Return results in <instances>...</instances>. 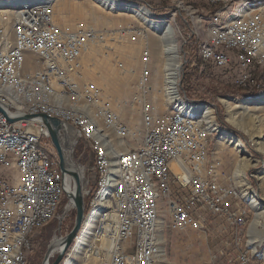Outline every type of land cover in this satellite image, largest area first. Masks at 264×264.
Masks as SVG:
<instances>
[{"label": "built area", "instance_id": "obj_1", "mask_svg": "<svg viewBox=\"0 0 264 264\" xmlns=\"http://www.w3.org/2000/svg\"><path fill=\"white\" fill-rule=\"evenodd\" d=\"M164 3L166 7L162 13L173 14L167 7V2ZM190 3L200 8L203 18H217V12L223 6V0ZM244 24L249 27V35L237 34L235 30L220 32L222 38L230 39V46L218 45L215 52L218 55L215 76L219 80L231 78V83L239 84V91L252 94L259 88H264V68L255 66V57L260 51H247L246 43H259L260 47L264 46V12L250 16V22ZM182 29L187 36L184 49L186 67L193 62V48L196 44L191 42L190 31L186 27ZM114 33L129 42L145 41L149 35L145 34V29L135 25L122 27L119 32L112 33L87 22H79L75 29L65 30L53 21V10L50 13L29 15H0V79L4 63L9 57V46L17 45L21 47V67L18 72L28 78L29 83L30 76H38L42 80L50 81L53 86L78 92L79 99L93 100L107 117V123L115 125L118 131L126 125L121 116L104 100L100 90L90 83H84L80 78L83 56L91 47L97 46ZM237 47H244L245 57H238ZM145 53H151L148 46L142 50L140 57L141 102L138 105L142 109L143 130L139 132V138L130 139L127 136V140L134 143L137 154L146 152L149 171L155 173L157 186L166 190L163 202L168 212V247L175 238L194 232L207 239L214 227L219 236L215 244L221 240L223 246L232 245L236 252L232 264H255L252 255L245 250L247 219L253 213L239 207L235 185L230 179V171L223 154H212V145L206 143V136H200L198 125L183 124L180 119L167 115L166 108L158 110L152 98L154 92L150 97V104H143L142 82L152 83L153 77V74H145ZM230 67H235L236 71H231ZM199 84L211 88L205 84V80L195 78L194 85ZM186 98L193 100L187 95ZM147 106L156 108L157 126L146 125L143 110ZM0 109V133L14 132L17 136H27L35 141V152L5 148V154H0V253L11 248L12 231L22 223L24 198H28L26 189H33V193H36V203H31L36 212V232L56 221L51 241L61 242L72 230L67 229L66 222L71 211L75 209L73 201L68 198V193L75 191L74 179L61 171L57 150L49 128L41 116L18 115L2 99ZM146 132H153V141H149V150H141V142L146 140ZM71 133L72 138L69 137ZM67 138L71 139L70 148H67L64 141ZM60 142L70 165L80 175L86 209H91V204L95 203L101 173L98 156L92 155L89 144L83 143L81 129L73 123L62 122ZM39 144L51 145L56 151L58 166H50V161L38 152ZM82 144L85 145V151L83 156L78 157L76 152ZM90 153L95 157L94 170L91 172L85 165ZM175 163L176 166L173 167ZM91 176L96 180V189L91 186ZM111 200L115 203V210L112 211V217L105 218L100 226L92 252L87 254L91 259L89 263L101 264L104 260L106 264H151L146 245L150 217L147 216V208L142 206V193L141 190H136L133 176L126 173L125 182L119 188L118 195L111 197ZM65 201L64 213L61 214L58 211ZM225 234L230 236L226 243ZM35 236L36 234L34 239ZM34 239L28 240L24 259L19 261L20 264H31ZM225 249L227 251L228 247ZM221 252L224 253L223 248ZM57 255L58 250L52 254L50 262Z\"/></svg>", "mask_w": 264, "mask_h": 264}, {"label": "bare ground", "instance_id": "obj_2", "mask_svg": "<svg viewBox=\"0 0 264 264\" xmlns=\"http://www.w3.org/2000/svg\"><path fill=\"white\" fill-rule=\"evenodd\" d=\"M70 1L75 0H0V15L50 13L55 9L59 16H63L67 9L77 10L79 8L71 5ZM89 1L108 12L127 13L134 16L150 32L157 36L158 40H160L158 43H160L162 55L165 58L163 68L165 74L164 91L165 101L170 108H167L168 111L166 113L176 119H180L185 125H198L200 136H206V143L210 144L213 136L220 132V127L215 121L214 108L206 103H197L188 100L186 97L182 98L179 92L183 56L180 55L182 47L180 46L173 21L167 22L163 19L154 21V14L149 8L126 0ZM165 1L171 3V7L174 8L171 18H181L188 26L191 38L197 40L199 58L209 63L215 71V66L218 64V55L215 54L218 45L230 46V39L222 38V33L220 32L235 30L237 34L249 35V27L244 23L250 22V16H257L254 11L255 8H259V12L264 11V4H261L262 0L257 6L252 4L258 2V0L253 2L250 0H238L242 4V9L232 10L230 11L231 13L225 14L224 11L231 8V5L237 0H223V6L225 5L226 8L224 11L217 12V18H203L200 15V8L192 6L187 0ZM80 7L84 8L82 5ZM82 8L80 9L84 11ZM184 37L181 38V45L187 43ZM246 50L260 51L255 57V66L264 68V46L260 47L259 43H246ZM181 52L183 54L184 51ZM19 54H21V47L17 45L9 46V57H7V62L4 63V71L0 79V99L7 101L9 108L14 109L18 115L34 114L41 117L47 116L50 119L70 122L78 126L82 131L83 143L89 144L92 154L97 155L99 159L101 173L99 187L95 194V203L91 204V209H89L87 214L85 210L82 229L79 231L80 235L78 236V233V237L76 236V240L74 239L76 246L81 247L84 250L85 258L91 260L87 254L92 252L93 243L98 237L100 226L103 225L105 218L112 217V211L115 210V203H113L111 197L118 195L119 188L125 182L126 173H129L130 176L134 177L136 190H141L142 206L147 208V216L150 217L146 236L150 263L159 264L160 260H165L168 246L165 233L167 232L168 212L163 198H166V190L157 186L155 173L149 171L146 152L137 154L132 142L127 140V136L133 139L128 128L123 127L116 131V126L108 124L107 118L106 124L113 129L109 127L102 128L99 125L100 119L96 112V110H100L99 105H96L97 109L95 107L88 109L86 105H90L89 100L79 99L78 92L63 90L53 86L50 81L38 78V76H30L29 83V79L21 76L18 72L21 67ZM237 55L238 57H245L244 47H237ZM145 74H148L146 70ZM210 79L211 82L214 79V83L218 85L224 80V78L216 79L215 75ZM226 83L234 89H239V84L231 83V80L226 81ZM261 89L259 88L258 90ZM223 102L227 109V122L240 128L241 119H244L241 116H245L246 113L264 106V94L258 98H247L243 101L233 100L238 105L236 108L242 111L238 112V114L233 112L236 108L233 107L234 103H231V99L223 100ZM143 104L150 103L144 100ZM143 117L146 125L157 126L156 108L154 106L145 107ZM141 124L143 127V119ZM69 137L72 138V133L69 134ZM70 138L66 139L69 143L67 148H70L71 145ZM149 141H153V132H146V140H143L141 150L150 149ZM224 144L232 146L239 157L235 164L234 179L237 184L242 185L241 198L255 212V218L247 230V242H245V250L252 255V260L254 261L258 246L264 243V205L258 200L255 192L250 190V185L245 175L246 171L256 164V161L246 151L242 142L233 134L226 132L221 134L218 145L225 146ZM254 145L256 150L264 154L263 143L255 142ZM5 148L35 152V141L27 136H17L14 132L0 133V154H5ZM68 150L72 151L71 149ZM38 152L46 157L47 161H50V166H58V162L54 158L53 149L49 144H39ZM218 152L220 151L218 150ZM175 166L176 163L173 164V167ZM259 177V180L264 181V173H261ZM235 192L237 194V187H235ZM26 197L28 198H24L22 223L12 231L11 248L7 249L5 253H0L1 264H20L19 261L24 259L27 242L32 240L31 236L36 230V223L34 222L36 220V212L33 204H31L36 203V193H33V189H26ZM69 251L70 249L66 251L65 255ZM262 261H264V255ZM101 262L106 264L104 260Z\"/></svg>", "mask_w": 264, "mask_h": 264}, {"label": "rangeland", "instance_id": "obj_3", "mask_svg": "<svg viewBox=\"0 0 264 264\" xmlns=\"http://www.w3.org/2000/svg\"><path fill=\"white\" fill-rule=\"evenodd\" d=\"M126 1L133 2L140 6H145L149 8L154 14L153 16L154 21H159L161 19L167 22L173 21L180 46L182 47V50H180V55L183 56V59L181 60L183 65L179 79L180 95L182 96V98H184L186 97V95L189 96V93L191 92L193 86L200 87L202 89V93L205 94L204 97L206 101L210 102L206 104L214 108L215 116H216L215 121L218 127H220V132L215 134L213 136L212 141L210 142V144L212 145V154H220V153L223 154V158L226 160L228 169L230 171V179H232V182L234 183L235 187L238 188V192H237L238 201L240 200L241 205L243 204L241 208H245L248 213L249 212L253 213L251 214L250 220L249 221L247 220V230H248L251 224L253 223L252 221L255 218V212L250 206H248L245 203L244 199L241 198L242 189H243L242 185L239 183L237 184L234 179L235 164L239 160L236 151L233 150V147L230 145L227 144H224L225 146L218 145V141L221 137V134L225 132L226 133H230V132L222 130L218 119L219 112L217 110V107L214 105V103L217 102V104L221 105L224 112L223 113L224 121L234 129H236L237 131L241 132L246 137V141H245L239 138L238 136L234 135L233 133H230L233 134L236 138H238L242 142V144L246 148V151H248L249 154L252 156V158L256 161V164L246 171L245 177L248 181V184L250 185V190L255 192L256 197L263 205H264V181L259 180L260 178L259 175L261 173H264V154L256 150L254 143L260 142L264 144V134H263L264 106L256 109L255 111L246 113L245 116H241L242 118L245 119V120L241 119L240 122L241 129L229 124L226 120L227 109L223 100L231 99L232 100L231 103H234L233 100L243 101L244 99L250 97L238 99L236 97L223 96V94H220L219 92H225L224 95H226L227 93H236L239 92V90H236L232 86L228 85L226 83V81H228L227 78H224L223 82H221V84L219 83V85L214 83L213 81L214 79L211 82L210 78L212 77L209 76L208 73H205V75L200 74L201 62L199 69L198 70L195 69V67L197 66L196 59H193L195 60V62L193 61L192 64L187 65L185 67V53L183 52L182 54L181 51H184L186 44L181 45V38L186 36V34L183 33L184 32V29H182L183 27L180 25L179 28L178 26V17L173 19L171 18L173 16V14L171 13H166L163 15L158 11H153L144 2L137 3L131 0H126ZM200 1L201 0H188L189 3L192 2L195 4L199 3ZM250 1L253 2L255 0H250ZM260 2L261 0H258V2H255L252 5L257 6L258 4H260ZM167 3L171 7V3L169 2ZM70 4L79 7L77 8L78 11L74 9H67L64 12L63 16H59L56 10L55 9L53 10L54 22L65 30H73L76 28L79 22H87L97 28L110 30V32L112 33L119 32L120 28L122 27L135 25L140 27L141 29H145V34H149L148 37H146L145 41H140V42L126 41L116 33L108 36L107 38L102 40L100 44H98L95 47H91L88 50L87 54L83 59V68L80 75V78L84 83H90L98 90H100L104 100L111 104L113 110H115L116 113H118L121 116V118L123 117L122 118L123 122L128 124L129 127L131 128L130 136L133 138H139V132L143 130L141 124L142 109L141 106L138 105V103L141 102V96L139 91L140 71H141L140 57L142 50L147 46L151 49V53L144 54V67L145 70L148 72V74H153V77H152V83L142 82L143 101L147 100L150 103V97L154 92L152 98L158 110L162 111L166 108V112H167L168 109H170L165 101V91H164L165 74L163 72L165 58L162 55L160 43H158L160 42V40H158L157 36L152 32H150L145 25H143L138 19H136L134 16L130 14L108 12L98 7L97 5H94L93 2H90L89 0L70 1ZM261 4H264V0H262ZM81 5L84 8L80 7ZM80 8L84 9V11L81 10ZM225 8L226 7L224 5L222 8L219 9V11H224ZM173 9L174 8L171 7V11ZM240 9H242V4L237 0L231 5V8L225 10L224 13L229 14L231 13L230 11L232 10L236 11ZM254 11L256 15H261L262 13L259 12V8H255ZM184 38L187 41V36ZM191 42L196 44L194 47H196V51L198 55L197 40L191 38ZM230 69L231 71H236L235 67H230ZM184 70H186V79H184ZM195 78L196 80H205V84L210 85L211 88H208L205 85H201V84L194 85ZM182 82H184L183 86H182ZM149 88L151 89L149 90ZM105 91H107L108 93ZM261 95H259L258 97H260ZM88 100L90 102V105H86L87 108L91 109L95 107V109H97L96 107L97 104L94 103L93 100L91 99ZM190 101L198 102L196 100H190ZM200 103H204V102H200ZM237 106H238L237 103L233 104V107L236 108ZM100 110L98 111L96 110L97 115L99 116L100 119L99 125L102 128L109 127V125L106 124L107 117H105V115H103V112H101L102 110L101 111ZM233 112L238 114V112L240 113L242 111L236 108ZM127 119L129 120L130 124L128 123ZM136 123L138 124V126L136 129H134L136 126L133 124ZM109 128L113 129L112 127ZM259 130H261L260 133ZM65 142L69 146L68 140H65ZM142 143L143 140L141 144ZM49 146L51 147L50 144ZM84 146L85 145L82 144L80 147H78L76 152V155L78 157L83 156V153L85 151ZM218 150L220 152H218ZM251 152H256L261 157H255ZM53 154L55 160L58 162V159H56L55 150H53ZM92 155L90 153L88 156L89 158L87 157L88 159L85 162L86 163L85 165L87 166V170L90 172L94 170L93 168H94L95 157ZM75 159L76 161H78L77 157H75ZM95 185H96V180L92 179L91 186H93L94 189H96ZM66 202L67 201L63 203L62 208H60L58 211L61 214L64 213ZM75 219H76V209L72 210L70 215L68 216V222H66V224H68V228H67L68 230L73 228ZM55 225H56V221L52 223L51 227L52 226L54 227ZM49 228L50 227L45 229L43 234H41L40 236L39 234L36 236L35 242L38 241V248L36 249V252L34 254H31L30 256L31 264H42L44 259L42 257L43 255L46 254L47 248L51 241V240L49 241L50 238L47 235L48 232L50 231ZM167 229H168V223H167ZM223 231H225V228H223ZM34 232L31 236V239L33 238ZM79 235L80 232L78 236ZM53 237H54V233L51 239ZM218 237L219 236H217L215 232V228L212 227L211 234L208 235L207 239H205L206 237H200L199 234L195 232L182 236L178 239L175 238L174 241L170 243L169 247H167V256H165V260H160L159 264H164L165 262L166 264H232V262H234V257L236 255V252L233 250V246L231 245L229 247V246H225V244L223 246L221 240H219L217 244H215V240H217ZM227 239H230V236H228V234H225L224 243L228 242ZM75 240L71 245V247L69 248L70 249L69 253L65 255L61 264H91L89 263L90 260L85 258L84 250H82L81 247L76 246ZM227 247L228 249L226 251L225 248ZM222 248L224 250V253L221 252ZM263 255H264V243L258 246L257 255L255 257L256 260L254 259L255 264H264V261H262ZM52 260L54 261V258Z\"/></svg>", "mask_w": 264, "mask_h": 264}, {"label": "water", "instance_id": "obj_4", "mask_svg": "<svg viewBox=\"0 0 264 264\" xmlns=\"http://www.w3.org/2000/svg\"><path fill=\"white\" fill-rule=\"evenodd\" d=\"M0 112L2 110L0 109ZM28 119V117H25ZM44 123L48 126L52 142L57 150L60 169L63 173H67L68 175L72 176L75 182V191L68 193V198L73 201L75 209H76V219L74 222V226L71 232L64 238L61 242L51 241L50 245L47 248L44 260L42 264H61L66 251L72 245L75 237L79 233L84 216H85V202L82 193V184L79 173L76 171L74 166H71L62 147L60 142V129L62 127V122L57 119H50L47 116L42 117ZM12 121V120H10ZM58 250V255L53 262H50L52 254Z\"/></svg>", "mask_w": 264, "mask_h": 264}, {"label": "trees", "instance_id": "obj_5", "mask_svg": "<svg viewBox=\"0 0 264 264\" xmlns=\"http://www.w3.org/2000/svg\"><path fill=\"white\" fill-rule=\"evenodd\" d=\"M131 1H134V2H137V3H140V2H145L147 3L150 8L153 10V11H158L160 13L163 12L164 8L166 7L165 6V3L166 2L165 0H131ZM167 7H169V9L171 10V7L170 5L167 3ZM163 15L166 14V13H162ZM180 25L182 27H186L188 29V26L185 22L182 21L181 18H178V26L180 28ZM181 30V29H180ZM182 31V30H181ZM183 32V31H182ZM183 33L186 34V32L184 31ZM186 49V47H185ZM196 51V47L193 48V59H196V62H197V66H196V70L199 69V66H200V62H201V69H200V74H204L205 73H208L209 76L213 77L215 75V70L213 69V67L208 64L207 62H204L202 61L199 56L197 55V51ZM198 58V59H197ZM195 62V60H193ZM229 80H231V78H227ZM228 80V81H229ZM182 86H183V82H182ZM236 90H239V89H236ZM262 93H264V88H262L261 90H258V91H255V93H248V92H245V91H239V92H236V93H227L226 95H223V96H229V97H236L238 99H242V98H247V97H250V98H258L259 95H261ZM204 93H202V89L200 87H197V86H193L191 92L189 93V98L193 99V100H196L198 101L197 103H200L201 101H206L205 97H204ZM195 102V101H193ZM214 105L217 107V110L219 112V115H218V119H219V124L222 128L223 131H227V132H230V133H233L234 135L238 136L239 138L243 139L246 141V137L239 131H237L236 129H234L233 127H231L230 125H228L225 121H224V117H223V109L221 107L220 104H217V102L214 103ZM253 154V156L255 157H261L258 153L256 152H251ZM89 209L87 208L86 209V214L88 213ZM53 222L49 223L47 226L43 227V228H40L37 230H35L34 232V235L36 234V236L39 234V236L41 234H43L44 230L47 229L48 227H50V231L48 232V237L50 238L49 241L51 240V237L53 235V233L55 232V229H56V225L53 227H51ZM34 235H33V238L34 239ZM35 236V238H36ZM49 243V242H48ZM38 248V241L35 242V239H34V249L32 251L31 254H34L36 252V249ZM45 255H43L42 258H44Z\"/></svg>", "mask_w": 264, "mask_h": 264}, {"label": "crops", "instance_id": "obj_6", "mask_svg": "<svg viewBox=\"0 0 264 264\" xmlns=\"http://www.w3.org/2000/svg\"><path fill=\"white\" fill-rule=\"evenodd\" d=\"M208 64H209V63H208ZM117 114H118V113H117ZM121 115H122V114H121ZM122 118H123V117H122ZM122 118H121V119H122ZM122 120H123V119H122ZM127 121H128V123H129V120H128V119H127ZM129 124H130V123H129ZM135 126H136V127H135L134 129L137 128L138 124L136 123ZM124 127L128 128V129H129V132H130V134H131V130H130L131 128L129 127V125L127 124V125H125ZM131 127H132V126H131ZM132 144H133V142H132ZM142 144H143V143H142ZM142 144H141V146H142ZM133 146H134V145H133ZM239 203H240L239 207H241L243 204L241 205L240 200H239ZM249 213H251V212H249ZM247 220L249 221L250 218L247 219ZM167 231H168V229H167ZM165 233H166V236H167V239H168V233H167V232H165ZM167 244H168V241H167ZM167 247H168V246H167ZM166 252H167V251H166Z\"/></svg>", "mask_w": 264, "mask_h": 264}]
</instances>
